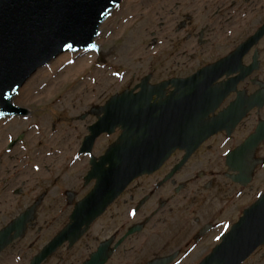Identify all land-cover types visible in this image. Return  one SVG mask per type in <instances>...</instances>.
I'll use <instances>...</instances> for the list:
<instances>
[{
    "label": "flooded vegetation",
    "instance_id": "af4514ba",
    "mask_svg": "<svg viewBox=\"0 0 264 264\" xmlns=\"http://www.w3.org/2000/svg\"><path fill=\"white\" fill-rule=\"evenodd\" d=\"M250 9L251 15L241 12L244 17L237 14L232 22V16L225 14L210 17L214 19L212 29L221 30L226 24L235 32L221 30L213 38L210 34L204 37L224 39L236 35L247 20L250 24L231 51L204 64L210 71L236 49L245 51L241 60L220 67L223 75L213 82V88H222L228 95L207 120L222 118L223 128L185 162L187 151L177 149L159 169L135 179L78 240L67 239L52 249L53 240L70 223L75 205L85 195L81 191L83 176L80 179L78 174V181L62 191L49 188L43 193L37 182L36 193L19 199L21 189L15 181L20 174L12 160L3 162L10 152L0 151V264H151L169 258V264L186 260L188 264V256L199 253L190 262L197 264L220 244L221 237L259 197L257 193L251 199L254 188L261 185L264 190V0H252ZM256 36L248 48L245 43ZM125 90L138 92L140 88L135 85L121 92ZM172 90L166 87L165 96ZM120 132L115 133L119 136ZM34 169L40 171V178H51L39 167ZM5 172L9 180L4 179ZM54 203L60 204L56 205L60 208L57 219L63 217L64 221L51 232V219L46 218H53Z\"/></svg>",
    "mask_w": 264,
    "mask_h": 264
},
{
    "label": "water",
    "instance_id": "95a60500",
    "mask_svg": "<svg viewBox=\"0 0 264 264\" xmlns=\"http://www.w3.org/2000/svg\"><path fill=\"white\" fill-rule=\"evenodd\" d=\"M121 1L0 0V118L28 113L13 99L40 67L65 52L98 50L95 40L100 27ZM257 38L245 45L250 48ZM244 52L240 47L210 71L204 67L188 78L150 85L148 75L137 85L139 92L114 95L99 109L103 115L88 127L80 153H91L96 139L104 133L120 128L121 134L102 156L91 157V170L85 179L95 180V185L76 205L71 223L53 240V250L67 239L78 240L135 178L157 170L178 148L187 150L185 162L223 128L222 118L207 120L228 94L213 88V82L223 75L220 67L241 60ZM170 85L174 90L165 96ZM155 95L160 100L152 102ZM263 244L264 193L200 264H242Z\"/></svg>",
    "mask_w": 264,
    "mask_h": 264
},
{
    "label": "rangeland",
    "instance_id": "374dc122",
    "mask_svg": "<svg viewBox=\"0 0 264 264\" xmlns=\"http://www.w3.org/2000/svg\"><path fill=\"white\" fill-rule=\"evenodd\" d=\"M224 1L227 4L225 8L219 7L220 0L218 3L209 1L204 6H197L196 0L194 6H192L193 0H133L129 3L122 0L101 26V33L96 39L99 50L91 52L92 57L88 58L72 76L64 80L63 75L51 72L38 82L43 92L19 101L21 88L14 103L27 108L28 114L0 119V122L3 121L0 123V151L10 152L5 154L3 162L8 164L7 161L12 160L17 167V173L23 175L15 181L21 189L19 199L31 197L36 193L37 182L43 193L49 188L62 191L69 183L78 181V174L80 179L83 176L81 183L84 184H81L82 190L80 189L82 193L86 194L90 191L94 183L86 185L84 181L90 169V156L80 154L79 150L85 136L89 134L88 127L97 121L99 107L123 89L134 87L146 75H151V83L188 75L204 66L207 61L231 51L242 38L241 33L245 36L250 30V27L247 28L250 26L248 20L236 35L211 40L215 33L221 30L230 32L235 28L222 24L221 30L218 27L212 29L214 19L210 17L218 18L225 14L232 16L230 20L232 22L237 14L249 16L252 11L250 9L252 0ZM216 9H219V13H216ZM111 20V27L105 28V24ZM239 21L245 20L239 18ZM202 34L203 38L200 40ZM208 35L211 38L204 40ZM67 53L70 57L73 56V61L76 62L79 53L88 52ZM52 61L39 69L48 66ZM85 80L92 81L88 92L74 91ZM82 115L86 117L82 118ZM14 118L18 120L5 122ZM60 129L76 133L77 148L74 151L59 152V147L55 146L52 151L59 152L60 158L56 162L46 164L43 174L51 178L42 179L40 171L34 169L37 166L35 152L49 147L51 135ZM30 131L36 133L38 142L29 138ZM117 136V133H114L99 137L92 154L101 156ZM14 140L15 144L11 146ZM11 170L13 172L15 168ZM29 173H32V180L26 177ZM8 176L9 174L5 172L4 179L9 180ZM68 178L69 181L66 182ZM263 191L261 185L259 188L255 187L251 192L253 196L251 199ZM56 205L60 204L54 203L51 206L53 218H46L51 219L48 223L51 232L59 229L64 221L63 217L57 219L60 208ZM68 212L69 210L64 214ZM199 255V253L190 254L188 264ZM182 264H187V260ZM244 264H264V245Z\"/></svg>",
    "mask_w": 264,
    "mask_h": 264
},
{
    "label": "bare ground",
    "instance_id": "6f19581e",
    "mask_svg": "<svg viewBox=\"0 0 264 264\" xmlns=\"http://www.w3.org/2000/svg\"><path fill=\"white\" fill-rule=\"evenodd\" d=\"M126 3L132 2L133 0H125ZM219 2V0H196L197 6L201 5L204 6L207 2ZM124 4V6L126 5ZM220 3L223 4L222 7L227 6L226 3H224V0H220ZM234 21H236L235 17L233 18ZM112 25V20L107 22L105 24V28H110ZM84 53V52H83ZM86 54V53H85ZM79 53L78 59L76 62L73 61V56L70 57V54H62L55 58L48 66L39 69L34 75L23 85L18 100L22 101L27 97H34L39 94V92H43L41 89V86L38 84L40 80L46 78L51 72H56L61 75H63L64 80L68 79L70 76H72L77 69H79L81 66L84 65V63L88 60V58L92 57V53L88 52L86 55ZM85 55V56H84ZM92 86V81L89 82L87 80L81 82L74 91L76 92H88L89 87ZM18 118L14 119H7L5 122L9 121H17ZM3 122V121H2ZM0 122V123H2ZM29 138L33 141H39L38 136L34 131L29 132ZM1 140V139H0ZM49 147L43 148L39 150V152H35V162L36 165L40 168V170L43 172L44 167L47 166V163L56 162L60 158L59 152H65V151H74L77 148V136L76 133L73 131H66L64 129L58 130L56 133L51 135L49 139ZM55 146L59 147V152L55 153L53 152V148ZM43 151V152H40ZM46 152V153H44ZM78 164L77 162L75 163ZM27 168V167H25ZM32 172L31 170H29ZM23 175L20 174L21 178ZM26 177L28 180H32V173L26 174ZM19 178L17 180H19Z\"/></svg>",
    "mask_w": 264,
    "mask_h": 264
}]
</instances>
